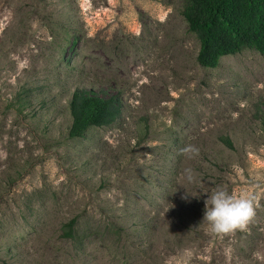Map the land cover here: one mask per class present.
Segmentation results:
<instances>
[{
	"label": "rangeland",
	"instance_id": "rangeland-1",
	"mask_svg": "<svg viewBox=\"0 0 264 264\" xmlns=\"http://www.w3.org/2000/svg\"><path fill=\"white\" fill-rule=\"evenodd\" d=\"M183 9L0 0V264H264V55L202 66ZM78 88L119 118L70 137ZM218 188L254 196L245 230L202 221Z\"/></svg>",
	"mask_w": 264,
	"mask_h": 264
},
{
	"label": "trees",
	"instance_id": "trees-1",
	"mask_svg": "<svg viewBox=\"0 0 264 264\" xmlns=\"http://www.w3.org/2000/svg\"><path fill=\"white\" fill-rule=\"evenodd\" d=\"M183 15L199 39L197 59L204 67L216 68L222 57L247 49L264 55V0H184ZM70 108L69 135L79 138L93 127L113 124L121 114L122 100L117 94L106 97L78 88ZM224 141L233 147L229 138ZM75 224V219L66 224V237H75Z\"/></svg>",
	"mask_w": 264,
	"mask_h": 264
},
{
	"label": "clouds",
	"instance_id": "clouds-1",
	"mask_svg": "<svg viewBox=\"0 0 264 264\" xmlns=\"http://www.w3.org/2000/svg\"><path fill=\"white\" fill-rule=\"evenodd\" d=\"M189 156L198 155L199 149L192 144L181 149ZM188 180L193 178L189 174ZM187 199V194L182 196ZM204 222L214 235H226L237 230H245L256 214V203L253 195H234L225 188H218L208 194L204 204Z\"/></svg>",
	"mask_w": 264,
	"mask_h": 264
}]
</instances>
